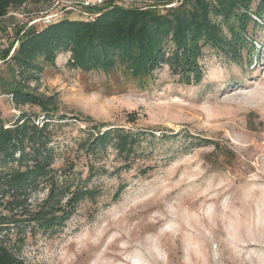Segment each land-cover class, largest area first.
I'll return each instance as SVG.
<instances>
[{
  "label": "rangeland",
  "instance_id": "374dc122",
  "mask_svg": "<svg viewBox=\"0 0 264 264\" xmlns=\"http://www.w3.org/2000/svg\"><path fill=\"white\" fill-rule=\"evenodd\" d=\"M72 1L58 17L89 18L90 6L81 5L87 0ZM49 8L30 0L0 20V54L17 29L22 36L32 27L26 13ZM247 34V47L236 54L204 49L199 85L180 84L167 66L144 87L123 69H72L70 54L48 66L31 87L59 103L51 127L56 166L73 161L81 184L98 194L79 203L63 227L36 232L24 244L10 238L16 255L27 264H264V12H252ZM0 73L6 77L2 63ZM21 111L0 96L4 121L11 124ZM96 124L140 134L141 146L127 159L108 148L89 160L78 143ZM91 164L106 172L86 182ZM44 197L34 196L33 205Z\"/></svg>",
  "mask_w": 264,
  "mask_h": 264
},
{
  "label": "trees",
  "instance_id": "16d2710c",
  "mask_svg": "<svg viewBox=\"0 0 264 264\" xmlns=\"http://www.w3.org/2000/svg\"><path fill=\"white\" fill-rule=\"evenodd\" d=\"M44 1L51 8L56 0ZM146 1L144 7H127L115 0H102L99 6L89 8L93 16L87 19L57 18L48 25L37 23L22 36L19 28L13 43L0 54L6 73V77L0 73V96H10L20 111L25 107L38 110L21 111L11 124L0 117V264H27L8 245L10 238L24 244L36 232L61 228L79 203L98 194L81 184L73 161L56 166L51 127L59 115V103L56 96L39 94L31 87L48 66L56 68L58 57L70 54L67 65L72 69L107 75L123 69L142 87L167 66L180 84L199 85L204 76V49H232L236 54L238 46L247 47L252 12L258 16L264 12V0H259L256 11V0ZM29 2L0 0V20L19 13ZM40 15L26 13V18L31 23ZM60 116L58 120H64ZM106 128L104 124L93 125L78 143V150L89 160H99L108 148L127 159L141 146L140 134ZM105 172L91 164L85 181ZM122 192L121 187L118 194ZM43 193L44 199L33 205V197Z\"/></svg>",
  "mask_w": 264,
  "mask_h": 264
},
{
  "label": "built area",
  "instance_id": "2783aa9c",
  "mask_svg": "<svg viewBox=\"0 0 264 264\" xmlns=\"http://www.w3.org/2000/svg\"><path fill=\"white\" fill-rule=\"evenodd\" d=\"M100 2L102 3V0H87L84 4L81 3V5H85L87 7H89V6L95 7L99 4H101ZM75 4L76 3H73L72 0H56L53 3V5L51 6V8L48 11H46L45 13H43L41 17L31 21L30 26H33L37 23H41L43 25L51 24L54 19L59 18L57 13H59V12L62 13V10L66 11V9L72 8ZM90 16H93V14L88 13V17H90Z\"/></svg>",
  "mask_w": 264,
  "mask_h": 264
}]
</instances>
